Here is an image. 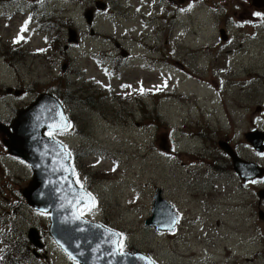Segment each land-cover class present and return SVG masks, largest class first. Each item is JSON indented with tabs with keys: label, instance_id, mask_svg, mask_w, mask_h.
Instances as JSON below:
<instances>
[{
	"label": "rangeland",
	"instance_id": "374dc122",
	"mask_svg": "<svg viewBox=\"0 0 264 264\" xmlns=\"http://www.w3.org/2000/svg\"><path fill=\"white\" fill-rule=\"evenodd\" d=\"M4 1L11 7L18 3H0ZM19 1L22 12L12 20L16 36L30 10L29 0ZM96 1L52 0L48 32L24 34L30 40L20 48V56L12 59L15 65L9 68L0 63V93L6 95L3 90L8 86L17 87L8 93L12 95L0 98V117L10 122L15 111L27 108L38 94L48 93L60 82L64 89L56 95L60 99L70 95L64 97L68 103H62L66 105L63 111H70L80 130V135L64 131L61 138L76 151L74 168L79 181L95 198V209L84 218L122 232L125 250L140 251L158 264H264V238L258 242L250 225L254 193L246 189L251 186L242 188L241 179L236 181L233 160L222 157L226 153L222 147L234 151L232 145L238 143L249 156L250 149L242 143L254 115L259 117L254 123H261L263 129L255 131L264 132V115H258L261 108L256 107L260 103L264 108V12L258 13L264 5L258 7L252 0H111L113 13L106 12L104 1ZM58 16L62 23L52 28ZM3 22L4 17L0 19V45L6 43L8 34ZM220 28L228 33L227 41L220 38ZM115 43L127 49L128 55L131 52L130 58L120 56ZM33 47L50 53L48 58L42 51L34 55ZM80 87L96 93L94 102L101 107L114 101L112 109L120 105V111L116 107L118 112L112 116L108 105L110 116L106 109L105 118L94 105L86 109L72 103L78 93L82 95ZM138 89H143L141 104L146 112L135 101H116L129 90L137 95ZM19 90L24 94H16ZM3 139L0 134V221L6 231L8 226L15 231H10V237H16H8L9 242L22 236L26 241L24 245L22 239L16 241L20 243L16 247L6 243L14 253L12 259L4 260L72 264L49 237L47 216L30 208L18 191L30 181L31 169L7 155ZM56 139L62 141L60 134ZM156 187L163 189L180 213L174 231L160 232L144 225ZM249 198L252 205H248ZM6 231L2 237L8 235ZM27 231L36 239H40L38 231L42 232L46 258L32 256L34 243L29 235L26 238ZM28 243L32 247L26 253ZM6 245L2 241L0 255Z\"/></svg>",
	"mask_w": 264,
	"mask_h": 264
},
{
	"label": "water",
	"instance_id": "95a60500",
	"mask_svg": "<svg viewBox=\"0 0 264 264\" xmlns=\"http://www.w3.org/2000/svg\"><path fill=\"white\" fill-rule=\"evenodd\" d=\"M252 3L260 7L264 5V0H252ZM219 31L220 38L225 41L227 39L225 30L221 28ZM125 54L126 51H122V55ZM57 111L63 114L62 123L67 126L68 121L58 99L51 94L42 93L27 108H20L16 112L9 125L13 132H9L7 127L0 124V130L6 135L3 143L8 152L26 161L32 170V179L21 191L24 198L34 209H46L50 213V235L81 264H142L132 259L134 256L149 258L139 252L125 251L130 254L127 257H113L107 254L111 251V245L107 241L108 234L115 231L96 222L71 219L74 209L68 201L72 199V196L69 195V190L63 183L64 176L71 174L60 170L61 166L65 169L72 168L70 157L66 158L67 151L60 150L58 146L63 145L59 141L55 139L53 142L45 134V131H49L47 125L52 122V117ZM246 135L247 141H250L257 149H262L263 145L260 143L264 132L253 130ZM220 143L219 146L222 147L226 142L222 145ZM222 149L231 155L235 171L242 178H251L257 174L253 163L241 161L228 146ZM73 187L79 191V185L74 184ZM161 189V187L155 189L152 196L151 215L145 219L144 224L154 226L157 231L173 230L175 223L171 221L173 218L177 219V213L174 206L164 198ZM61 194L66 198L60 199ZM61 204L65 205L62 209ZM35 232L32 235H35ZM28 235L31 241L37 242L36 235L34 238ZM97 245L99 249L94 251ZM147 264L154 263L150 259Z\"/></svg>",
	"mask_w": 264,
	"mask_h": 264
},
{
	"label": "flooded vegetation",
	"instance_id": "af4514ba",
	"mask_svg": "<svg viewBox=\"0 0 264 264\" xmlns=\"http://www.w3.org/2000/svg\"><path fill=\"white\" fill-rule=\"evenodd\" d=\"M98 1H104V6L106 8V12L108 9H110L111 12L115 13V9L112 6L113 2L111 0H98ZM170 1L174 2V0H170ZM178 1L180 2L182 0H178ZM42 2H44L45 4L40 7V5L38 3H42ZM95 2H96V0H95ZM7 3H8L7 1H4V5H2V3H0V5H2L0 8V19L2 20V17H4L3 27H4V25L8 26V31H7L8 34L6 36H4L6 39V43H4V37H2V39H1L2 43H4V45H0V63L5 67L11 68L15 65V63H14V61H12V59L15 60V58L19 57L20 54L22 53V51L20 50V48L16 44L18 36H16V32L13 31V28H12L14 26V22L12 20L19 14L18 12L20 11L21 5H20L19 0H18L17 5L12 6V7L10 6L9 3H8V5H6ZM46 3H48V9H46ZM28 4L30 5V10H29V15L28 16L25 15V17H26L25 19L27 20L29 17H31V20L27 26V31H25L23 33L27 34V33L35 32L38 34H44V33L48 32V22L50 21V16H51V13H48V11H50V9H52L51 8L52 7L51 6L52 0H29ZM49 5L51 7H49ZM101 5H102V3H101ZM36 7H37V9H36ZM21 12L22 11H20V13ZM55 12H57V10ZM262 12H264V9L261 8V10H258V13H262ZM55 18L56 17H52V19H55ZM6 19H8V20H6ZM56 19L57 20L54 21V25H52V28H53V26L57 27L58 25H60V23H62L61 16H58ZM31 25L33 26V28H30ZM224 28H226V27H224ZM29 29H31L30 32H29ZM58 32H57V34H58ZM14 41H16V42H14ZM51 42L56 43V39H52ZM115 46H116V49L119 51L120 56H122L121 51L124 47H120V45H116V43H115ZM16 47H18V49H16ZM46 49H48V47ZM120 49H121V51H120ZM36 51H38V53H40V51H42V49L36 48ZM36 51H34V47H33V54L34 55H36ZM24 54H26V52H24ZM49 54L50 53H47L46 51H42V56H44L46 58H48ZM127 55H128V53H127ZM131 55H132V53L130 52L128 55V58H130ZM126 56H124L125 59H126ZM114 71H116L115 73H118V70H114ZM114 71H113V73H114ZM60 76L62 78V75H60ZM12 87L13 86H8L3 91H5L6 93H13V91L16 90L17 87L16 88L14 87V89H12ZM22 91L24 94V90H22ZM138 92L139 93L136 95V93H134V92L131 93L129 90L127 95L125 94L126 97H124V95H122V97H124V99H122V97H120V96H118V97L115 96L116 101L118 99H120V103H121L123 100H127L126 104H128V101H130V104H131V102L133 100H136V103H137L136 107L137 108L139 107L142 110L143 106H142L141 102L139 101V99H141V96H140L141 91H138ZM81 94L82 95H80L78 93L77 99H72V103H74V101H76L77 105H79L83 108H86V109H89L90 107H92V105H94V110L98 111V109H100V111H102V113L104 114L103 116L105 118H107L108 115L110 116V109H112V103H114V101L112 103L106 102V105H104V102H102L104 107H101L100 104H97L96 102H94V100H96V98L94 97V95H96V93H93L88 88L84 87V89H82V91H81ZM8 95H12V94H8ZM79 96H80V98H79ZM3 97H7V96L5 94H3L2 90H1L0 98H3ZM62 98L64 99V97H62ZM64 103H68V100L66 99L64 101ZM108 105H111L110 109H108ZM258 105L261 108V111H260V113H258V115H262V114L264 115V108L261 107L260 103L256 104V107H258ZM116 107H118V111H120V105H114V109H112V116H114V113L117 114V112H118V111H116ZM64 108L66 109V105H64ZM68 109H72V105H70V107H68ZM106 109H108V115H106ZM100 111H98V113H100ZM257 111H258V109H257ZM142 112H144V110H142ZM102 113H100V114H102ZM66 114H67V117L69 120L70 127H68V129L65 132H69V131L72 132L73 131L75 135L77 133L80 135V130L78 128L79 126L76 125L77 122H76L75 118L73 121L72 118L70 117V111H68V113H66ZM132 115H133V112L130 113V115H129L130 118L132 117ZM251 119H252V117H251ZM256 119H259V117H256V115H254V121H256ZM227 121H229V119H227ZM254 121H251V125L253 128L249 127L248 129H250V131L256 130V129L262 131L263 129H262L261 123H254ZM260 121H262V119H260ZM3 123H5L8 126L9 121L6 120V121H3ZM135 124L138 125L137 123H135ZM248 129H246V130L248 131ZM228 135H226V137H228ZM62 136L63 135L60 134V139H62V141H64L65 145H68L66 143V141L63 138H61ZM228 139H230V138L228 137ZM234 143H238V142H234ZM230 144L232 145V141H230ZM260 145H263L261 150L253 147L250 143H248L247 140H246V142H243L242 147L244 149H247V150L250 149V150H248L249 156L244 155V151H242L240 149V143H238V145H232V149H235L233 152L236 153V156L241 161L243 160V161H248V162L253 163L255 171L257 173L254 177H251L248 179H244L238 173H235L236 181H238L239 179H241L243 181V183L240 184V185H242V188H244L245 184L248 186H251V187H246V189H250V191L252 193H254V195H252V199H254V196H255V203H254L255 207L253 209L252 217H250V225L254 226V228H255L254 233H256L255 234L256 237H254V238L257 241H258V238H259V240L264 238V188H260V187H264V143H260ZM73 152L75 154L76 151L73 150ZM73 152L71 154V160L73 159V163L75 165L76 161L73 158ZM75 155H77V154H75ZM218 155H220V151L214 155V157H216L215 162L218 161ZM214 157L212 159H214ZM222 157H225V158L228 157V161H232V159H231L230 155H228V153H225V154L222 153ZM221 161H222V159H221ZM224 161H226V159H224ZM224 161H222L221 163H224ZM228 161H226V164H228ZM231 165H232V163H231ZM230 171H234V169H230ZM83 185H85V184H83ZM240 185H238V186L240 187ZM245 205H246V203H245ZM248 205H252V203H250V198L248 200ZM252 219H254L253 223H252ZM258 242H260V241H258ZM262 243L264 245V239H262ZM27 247H28V249H27V252H28V251H30L29 247H32V246L29 244ZM258 253H260V251H258ZM258 253H254V254L258 255ZM33 254L36 257H42V258L47 257L45 249L36 250L35 248H33ZM262 254H264V251H262Z\"/></svg>",
	"mask_w": 264,
	"mask_h": 264
},
{
	"label": "snow or ice",
	"instance_id": "6c2138e0",
	"mask_svg": "<svg viewBox=\"0 0 264 264\" xmlns=\"http://www.w3.org/2000/svg\"><path fill=\"white\" fill-rule=\"evenodd\" d=\"M31 20V17H29L27 20H25L24 24L21 26L20 32L23 33L25 31H27V26L29 24ZM24 39L23 36L18 35L17 37V41L18 40H22ZM16 42V41H14ZM123 87H130L128 85H125ZM159 90V89H158ZM141 92H143V89H141ZM52 111V110H50ZM64 120L63 114L60 112H55V115L52 117V122L50 124L47 125L49 131L47 132V135L49 137L50 140H52L53 142H55V136L57 134H62L64 131L67 130V127H70V125H67V127L62 123ZM60 147V150L63 151V146H58ZM59 155V153H57ZM71 153H67L66 158L70 157ZM61 171H68L70 172V176H64L63 178V183L64 185L67 186L68 190H69V195L72 196V199L68 201V203L70 205H72L74 211L72 214L71 219L72 220H81L82 217L86 214H91L93 212V210L95 209V198L91 195V193H87L86 191H84V185L79 181V177L78 174L75 171V168H69V169H65L63 168V166H61ZM79 185V191L73 187V185ZM60 199H65L66 197L61 194V196L59 197ZM64 204H61L60 207L61 209L64 207ZM39 215H43L46 216L48 215V211L46 209H41L38 212ZM176 222V218H173V220L171 221V223H175ZM99 227V226H97ZM113 237H116L115 239H113ZM107 241L110 243L111 245V251H109L107 254L110 256H120V257H127L130 254L125 252V244H124V237L123 234L121 233H115V232H110L108 234V238ZM99 249V245H97V249ZM69 259L71 260H75V257L72 256L71 254H69ZM133 260H138L140 262H142V264H147V262L150 261V258H146L143 256H134L132 257Z\"/></svg>",
	"mask_w": 264,
	"mask_h": 264
},
{
	"label": "trees",
	"instance_id": "16d2710c",
	"mask_svg": "<svg viewBox=\"0 0 264 264\" xmlns=\"http://www.w3.org/2000/svg\"><path fill=\"white\" fill-rule=\"evenodd\" d=\"M54 85V84H53ZM52 87V86H51ZM48 89H50V87H48ZM47 89V90H48ZM53 89V90H52ZM52 89H50V91H52V93H54L55 95L56 94H58V95H60V93H59V91L60 90H62L63 89V87H60V83H58V85L56 86V85H54V88H52ZM49 91V92H50ZM66 91H69V89L67 90L66 89ZM62 93H63V95H64V91H61ZM58 95H56V96H58ZM64 97H70V95H64ZM77 98V97H76ZM59 99H60V97H59ZM66 100V99H65ZM68 100V99H67ZM156 113H158V111H156ZM158 115H156V119L155 120H158ZM14 249V248H13ZM15 250V249H14ZM13 252V251H12ZM9 257V256H8ZM10 259H11V257H10ZM10 259H8V261H5L4 263H10ZM10 264H12V263H10Z\"/></svg>",
	"mask_w": 264,
	"mask_h": 264
},
{
	"label": "bare ground",
	"instance_id": "6f19581e",
	"mask_svg": "<svg viewBox=\"0 0 264 264\" xmlns=\"http://www.w3.org/2000/svg\"><path fill=\"white\" fill-rule=\"evenodd\" d=\"M53 25H54V23H53ZM81 88H82V87H80V89H81ZM67 90H68V89H67ZM69 91H72V90L69 89ZM74 95H75V94H74ZM76 99H77V98H76ZM94 101H95V100H94ZM93 248H94V247H93Z\"/></svg>",
	"mask_w": 264,
	"mask_h": 264
}]
</instances>
